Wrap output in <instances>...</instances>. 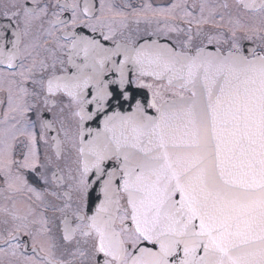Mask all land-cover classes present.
Listing matches in <instances>:
<instances>
[{"label":"snow or ice","instance_id":"snow-or-ice-1","mask_svg":"<svg viewBox=\"0 0 264 264\" xmlns=\"http://www.w3.org/2000/svg\"><path fill=\"white\" fill-rule=\"evenodd\" d=\"M199 10L0 0V264H264V16Z\"/></svg>","mask_w":264,"mask_h":264},{"label":"flooded vegetation","instance_id":"flooded-vegetation-1","mask_svg":"<svg viewBox=\"0 0 264 264\" xmlns=\"http://www.w3.org/2000/svg\"><path fill=\"white\" fill-rule=\"evenodd\" d=\"M43 2L45 3H56V0H43ZM59 2L61 4L67 2V3H71L72 0H59ZM81 3H83V0H80ZM94 2L97 4V6L99 5V0H94ZM111 3L115 4L118 8H123V5L125 3L131 4L133 7H140L142 6L144 3H151L154 7H166L172 3H178L181 5H187V11L193 12L195 17H200V10H199V5L200 4H205L206 0H110ZM208 6H210V4L212 3H219V5H223V4H228L229 7L227 9L221 8L219 9V11L216 10V15H215V20L218 23H222L225 25V27H221V28H217L215 26H213L212 24H205V25H200L199 28L201 29L202 33L205 35L211 34V35H216L217 33H223L225 35V37H229L230 33L228 32V21L229 18L231 17V19L234 21L238 18L236 17H251L253 16V13L259 12L261 11V5H262V0H254V3L256 6H254L253 8H245L244 7V3H252V0H243V3L241 2V0H208ZM193 5H195L196 7L193 8ZM217 5V4H215ZM214 6V5H213ZM125 11H130V9H124ZM206 11V9H205ZM205 11L203 13V15L205 14ZM238 12H242L243 14H239ZM220 13L224 14V17H228V21L224 22L220 20ZM236 14L241 15V16H236ZM70 16V13H66L62 18H68ZM175 16L176 19L172 21L173 24L184 28L185 30L191 26L192 28V32L195 35L196 31H197V27L198 25L193 22L191 25L185 23L184 21L186 19L191 20L189 17H186L184 15V8H179L175 10ZM242 22H246L243 19H239ZM0 23H6L5 20H3L2 17H0ZM44 28H48L49 25L47 24V22H45L43 24ZM145 27L144 24L140 25V28L143 29ZM153 27H155V25H153ZM36 33L40 34L42 33V29L40 28L39 23L37 24V28H36ZM85 32H87V30H84ZM251 34V33H249ZM56 35H61V33H56ZM173 39H178V40H183L185 39V35L184 33H180V34H176V33H172L170 34ZM237 35L239 37H242L244 34L243 33H237ZM261 35H264V33H261ZM46 38L45 35H41L40 36V42H43V39ZM203 37H198L195 41L194 44H199L201 39ZM51 39V38H49ZM161 43H168L169 41L165 38H161L160 40ZM206 43V40L204 41ZM241 45L245 48V49H255L256 52L264 54V41H261L259 39L254 38L253 40H247V39H242L240 40ZM54 45H45V47H52ZM230 46L229 44H221L220 47L226 52L228 47ZM208 47L215 49L216 45H209ZM41 56H47L48 53L45 52L43 49H39ZM67 51V49H65V52ZM58 55H61V53H57ZM66 59V57H65ZM137 94L141 97H143L144 95L147 94V90H138ZM66 101V98H64ZM5 106H0V120L3 119V111H4ZM0 127H2V125H0ZM49 137L50 134H48ZM49 144H51V141H49ZM45 149L46 146L43 144V142L40 143L39 145V150H40V155H41V160H43L44 158V153H45ZM48 154L52 155L51 152V148L48 147ZM29 180L30 182L34 183L38 188H43L44 186L39 183L36 178L30 173L29 174ZM50 199V198H49Z\"/></svg>","mask_w":264,"mask_h":264},{"label":"rangeland","instance_id":"rangeland-1","mask_svg":"<svg viewBox=\"0 0 264 264\" xmlns=\"http://www.w3.org/2000/svg\"><path fill=\"white\" fill-rule=\"evenodd\" d=\"M205 4H206V5L209 4V3H208V0H206V3H205ZM215 4H217V5H215ZM213 5H214V6H213ZM210 6H211V7H215L217 11H219V9H220V7H218V6H220L219 3H212V4H210ZM255 6H256V5H255ZM238 13H239V14H243L242 12H238ZM208 15H209V9L206 8V11H205L204 16L207 17ZM236 16H241V15L236 14ZM262 16H264V10H261V11H259V12L253 13V16H251V17L249 16V17H236V18L245 20V21H246L245 23H255V24L258 26V25H259V19H260ZM189 18H190V19H193V17H189ZM194 18H195V19H200V17H195V16H194ZM227 18H228V17H224V22H227V21H228Z\"/></svg>","mask_w":264,"mask_h":264},{"label":"water","instance_id":"water-1","mask_svg":"<svg viewBox=\"0 0 264 264\" xmlns=\"http://www.w3.org/2000/svg\"><path fill=\"white\" fill-rule=\"evenodd\" d=\"M209 49H210V48H209ZM210 50H211V49H210ZM124 108L126 109V108H127V105H125ZM91 126H92V127H95L96 125L93 124V125H91ZM49 134H50V136H55V135H56V132L53 131V132H50Z\"/></svg>","mask_w":264,"mask_h":264}]
</instances>
